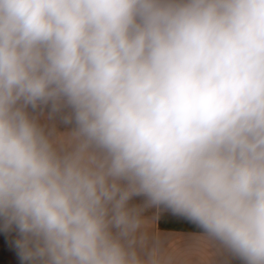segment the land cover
Masks as SVG:
<instances>
[{
    "label": "clouds",
    "instance_id": "clouds-1",
    "mask_svg": "<svg viewBox=\"0 0 264 264\" xmlns=\"http://www.w3.org/2000/svg\"><path fill=\"white\" fill-rule=\"evenodd\" d=\"M48 104L74 151L27 111ZM135 196L264 264V0H0V247L150 264Z\"/></svg>",
    "mask_w": 264,
    "mask_h": 264
},
{
    "label": "crops",
    "instance_id": "crops-1",
    "mask_svg": "<svg viewBox=\"0 0 264 264\" xmlns=\"http://www.w3.org/2000/svg\"><path fill=\"white\" fill-rule=\"evenodd\" d=\"M61 155L75 150L79 141L73 125L65 123L68 109L38 105L27 109ZM129 206L136 208L144 224L135 233L133 247L150 264H242L217 239L197 224L160 206H149L144 196H135Z\"/></svg>",
    "mask_w": 264,
    "mask_h": 264
},
{
    "label": "rangeland",
    "instance_id": "rangeland-1",
    "mask_svg": "<svg viewBox=\"0 0 264 264\" xmlns=\"http://www.w3.org/2000/svg\"><path fill=\"white\" fill-rule=\"evenodd\" d=\"M18 264L14 252L6 247H0V264Z\"/></svg>",
    "mask_w": 264,
    "mask_h": 264
}]
</instances>
